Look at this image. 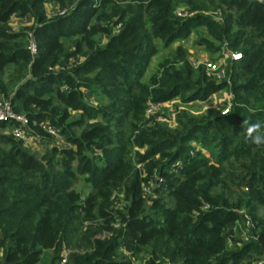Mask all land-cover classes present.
Listing matches in <instances>:
<instances>
[{
	"label": "trees",
	"instance_id": "1",
	"mask_svg": "<svg viewBox=\"0 0 264 264\" xmlns=\"http://www.w3.org/2000/svg\"><path fill=\"white\" fill-rule=\"evenodd\" d=\"M13 15H31L34 27L15 31ZM199 28L209 37L197 43L211 53H242L229 80L210 79L182 43L143 81L159 41L167 49ZM223 89L233 96L227 115L176 108L160 121L146 112L150 101L205 100ZM0 97L50 121L67 143L44 135L38 154L0 121V264H37L48 249L44 262L55 264L78 226L88 248L71 250L66 264L264 257V148L241 129L244 119L264 122V0H0ZM240 209L253 216L252 240H241Z\"/></svg>",
	"mask_w": 264,
	"mask_h": 264
},
{
	"label": "rangeland",
	"instance_id": "2",
	"mask_svg": "<svg viewBox=\"0 0 264 264\" xmlns=\"http://www.w3.org/2000/svg\"><path fill=\"white\" fill-rule=\"evenodd\" d=\"M46 9H47V15L49 18L54 17L57 12V6L54 3L47 2L46 3ZM34 19L31 15H26L24 17H19L17 15H13L11 18V26L14 29L21 30L24 27L32 28L34 27ZM14 29V30H15ZM209 37L207 32L203 28H199L197 30H194L187 38L184 40H177L174 43L171 44V46L167 49H164L163 42L159 41L158 46L160 49V53H158L152 60L151 64L149 65L146 74L143 76V81L148 82L149 77L152 73H154L157 70V63L158 59L165 54L168 50L175 49L179 44H184L185 48L188 51V56L192 62L202 63L208 62L210 60H214L212 58H219L222 56V54L225 52L226 49H222L221 51L217 53H211L207 48L203 45H199L197 43V40L199 38H205ZM72 40V39H70ZM73 59L71 62L74 64ZM82 60V59H80ZM200 61V62H199ZM71 64V65H72ZM229 92L225 89L218 91L216 93H213L211 96H209L205 100H193L190 102H182L179 98H175L171 101H168L165 105H163L162 109L158 113V119L160 121H166L169 118H174L177 114L176 108H180L182 110H186L188 112H191L193 114H202L208 110H214V109H221L222 113L225 110V106L227 104L228 98H229ZM86 100H90L93 103H96L98 100L94 98L89 92L85 91ZM79 115L78 113H75L74 117ZM172 124V121H170ZM79 131V129H77ZM42 140L40 141H33V147L31 148L32 151L37 152L38 154L44 152L46 150V147L42 145ZM57 144L60 146H65L66 139L65 140H56ZM78 189H83V195L86 194V191L88 190V185L80 179L77 183ZM82 227L78 226L76 232L74 233L72 242L64 247L65 252L69 254L71 250H79V251H85L87 250V245L84 243L82 239ZM151 248L150 247H144V249L141 252V255L144 258L148 257L150 255ZM52 254L51 250H45L44 256L41 258V260L37 264H45L44 260L47 259ZM143 259H141L143 261Z\"/></svg>",
	"mask_w": 264,
	"mask_h": 264
},
{
	"label": "built area",
	"instance_id": "3",
	"mask_svg": "<svg viewBox=\"0 0 264 264\" xmlns=\"http://www.w3.org/2000/svg\"><path fill=\"white\" fill-rule=\"evenodd\" d=\"M65 10H61L58 14H65ZM180 16L193 15V13L188 14V12H179ZM31 43L30 50L32 53L37 52V45L33 38V33H30ZM222 54L221 57L204 62L206 75L215 80L216 82H222L224 80H229V69L234 64V62L239 61L242 58V53L233 52L228 48ZM195 66L201 64L193 62ZM232 94H229L227 104L223 113H228L232 106ZM167 102H155L150 101L147 106V115H157L162 109L163 105ZM0 121L13 123L14 126L10 129V133L22 141L23 145L29 149L33 147V141H40L44 135L51 137L56 140H65V137L60 133V130L52 124L50 121L42 119H31L24 113L16 112L13 109L10 99L6 97H0ZM167 121V120H166ZM57 142V141H56ZM145 190H148V187H144ZM242 220L237 221V226L240 229V237L242 241H249L253 238H256L254 231L255 222L253 216L246 211L245 209L239 210ZM0 235V254L3 253L4 248L1 243ZM68 260V253L63 251L61 258L55 264H66ZM255 264H264V257L256 260Z\"/></svg>",
	"mask_w": 264,
	"mask_h": 264
},
{
	"label": "clouds",
	"instance_id": "4",
	"mask_svg": "<svg viewBox=\"0 0 264 264\" xmlns=\"http://www.w3.org/2000/svg\"><path fill=\"white\" fill-rule=\"evenodd\" d=\"M241 129L246 139L255 145L256 148H264V131H262L264 130V122L250 123L247 119H244L241 124Z\"/></svg>",
	"mask_w": 264,
	"mask_h": 264
},
{
	"label": "crops",
	"instance_id": "5",
	"mask_svg": "<svg viewBox=\"0 0 264 264\" xmlns=\"http://www.w3.org/2000/svg\"><path fill=\"white\" fill-rule=\"evenodd\" d=\"M15 29V28H14ZM15 31H17V29H15ZM200 62V61H199ZM9 131V130H8ZM67 145V144H66Z\"/></svg>",
	"mask_w": 264,
	"mask_h": 264
}]
</instances>
